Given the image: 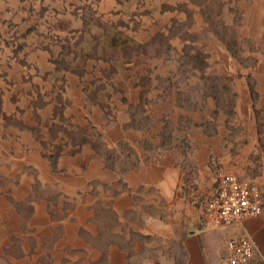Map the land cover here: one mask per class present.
Listing matches in <instances>:
<instances>
[{
	"label": "rangeland",
	"instance_id": "obj_1",
	"mask_svg": "<svg viewBox=\"0 0 264 264\" xmlns=\"http://www.w3.org/2000/svg\"><path fill=\"white\" fill-rule=\"evenodd\" d=\"M251 2L0 0V264H190L181 239L198 225L251 236L249 264H264V211L225 227L206 216L220 172L263 197L264 180L217 169L194 225L139 172L243 130L244 96L263 125L264 13L249 27ZM132 186L145 196L128 199Z\"/></svg>",
	"mask_w": 264,
	"mask_h": 264
},
{
	"label": "crops",
	"instance_id": "obj_2",
	"mask_svg": "<svg viewBox=\"0 0 264 264\" xmlns=\"http://www.w3.org/2000/svg\"><path fill=\"white\" fill-rule=\"evenodd\" d=\"M249 11L253 15L247 16L250 20L247 25L254 29L262 27L254 21L258 22L256 17L259 13H264V0H252ZM234 109V123L243 130H238V133L233 134L231 130L227 131L223 127L221 131L214 133L212 140L195 146L188 159L178 157L168 163L163 159L139 171L142 173L146 171V174L142 176L143 184L151 179L157 183L158 187L163 188L164 195H158V203L161 201L176 203L181 209L177 214L181 217L184 214L186 220L192 217L189 221L192 220L194 225L199 214L198 201L203 197L207 198L212 193L217 179V169L233 168L248 178L264 180V167L256 170L250 167L255 164L253 156L258 154L264 158V147H259V141L264 140V120L259 128V120L253 114L254 110L249 97L244 96L238 100ZM148 190L149 195L150 188ZM165 190L169 193L168 196ZM126 196L128 199L138 201L139 198L145 196L144 186L141 187L140 192L132 186ZM166 197L169 199L166 200ZM161 218L164 223L165 215ZM161 218L159 217V220ZM241 226L252 230L248 224ZM241 226L232 228V230ZM225 230L227 229L215 231L214 228L199 225L190 227L188 233L186 232L181 239V248L188 263L223 264L228 254V239L233 236L230 233L225 237Z\"/></svg>",
	"mask_w": 264,
	"mask_h": 264
},
{
	"label": "built area",
	"instance_id": "obj_3",
	"mask_svg": "<svg viewBox=\"0 0 264 264\" xmlns=\"http://www.w3.org/2000/svg\"><path fill=\"white\" fill-rule=\"evenodd\" d=\"M264 211L260 189L233 172H220L216 189L206 204V216L218 227L243 223ZM255 242L249 235L230 238L226 264H249L255 254Z\"/></svg>",
	"mask_w": 264,
	"mask_h": 264
}]
</instances>
